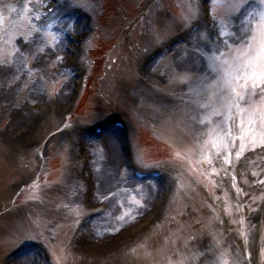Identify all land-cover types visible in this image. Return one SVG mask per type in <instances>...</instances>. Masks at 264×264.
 I'll return each instance as SVG.
<instances>
[{
    "label": "rangeland",
    "instance_id": "obj_1",
    "mask_svg": "<svg viewBox=\"0 0 264 264\" xmlns=\"http://www.w3.org/2000/svg\"><path fill=\"white\" fill-rule=\"evenodd\" d=\"M256 7L259 8V5L257 4ZM177 16H180L178 17L179 19ZM177 16L168 17L167 21H165V25L167 26L162 29L163 32L167 33V36H169L171 31L181 32L185 30L186 27L182 21L181 15L178 14ZM235 18V16L225 14V24L229 29L233 28V25H235ZM103 25L104 29H107L106 23ZM129 34L130 28L124 30L122 34V40L125 41L126 39L127 44L133 42L131 38L127 39ZM119 35L117 39H120L121 36ZM189 37L191 41L190 46L186 48L180 46L177 49L178 53L175 52V55L173 54L170 58L162 59L158 63H155L156 65L150 68L147 73L143 72L140 74L138 69H135L134 75L131 77L127 76L128 79L125 82L123 81L124 83H118L117 80L111 76L107 78L105 82L103 81L101 83V87L98 85V91L101 90L109 100L108 102L112 105L110 107L111 111H108V108L106 111L110 112L112 116H105L104 118L97 117L93 122L95 124H101L105 120L114 121L116 119L127 122L131 132V142H137V137L139 138L142 146L140 151L144 153L143 158H145L147 162L156 163L155 165L149 163L153 166L149 165V167L155 170L159 168H165L169 171L173 170L170 164L162 163L166 162L163 161L164 159L161 157L166 149L162 144L172 148L173 144H177L180 141L185 142V144L190 141L188 142L189 145L200 147L197 149V152L204 155L209 154L213 149L211 148L209 150L208 148L206 152L203 150V144L208 139L207 133L209 130L198 125L195 118L196 113L193 110L189 111L190 118H185L184 116L188 115L187 110L181 107V103L175 96L164 93L163 91H158L157 93H153L152 91L153 86H160L161 89L171 87L173 91H176L178 94L180 93L181 96L186 95L189 91L188 84L179 82V84L177 83L178 87H174L176 86L175 82H178L176 78L177 73H199L204 70L202 66L203 61H200L199 64L197 63L200 57L194 51V45H202V43H200L202 41L196 31L189 35ZM211 39L215 41V35H213ZM50 40H52L54 44L53 37L48 36L46 40L40 42V45L37 46L36 49L35 45L31 44L29 50L24 52L23 56H20L17 69L8 66V70L11 68L14 75H12L9 70V78L0 84V88H3L2 90L6 89L9 92H15L13 98L4 97L3 103L0 104V129L3 127L5 129L7 126L6 124L10 121L13 122L12 127L17 129L13 136L6 135V130L2 129L0 131V264H34L32 263V259L27 255V253L31 255L30 251L23 252L20 257L13 253V251L18 248L21 249L25 246H29L38 241L42 236L38 230L32 228L34 225H31L29 218L22 219L19 213L15 212L18 210L14 208L9 210V208H7L9 202L12 203L14 196H16L20 190V186L34 179L31 175V169L29 170L30 165L20 162V166H22L20 169L12 166L7 167L4 156H8L7 154H9L11 158L17 162L20 153L14 154L12 149L20 148L22 151H27L29 154L37 157V145L44 144V152L47 154V149L51 142L56 144V152H61L64 149L71 150L77 163L79 165H86L88 171L82 169L81 172L78 173L75 169V174L78 179L85 174L87 176L88 172L91 175H88L87 179L82 183L85 194H88L89 185L87 182H89L88 180L91 178L93 179L92 185H95L96 189V199L105 202L110 208L107 215H105L95 227L91 228V234L98 230L97 239H100V241H97V244L104 243L103 239L108 236H115L119 231H128L137 220H141L139 224L134 225L135 229L137 228L139 232L145 228L139 235L144 234L146 230L155 224L157 225V232L159 233L161 231L164 233L166 243L163 245L164 247L171 248L172 253L175 255L173 257L174 259H170L171 264H176L175 259L181 262L180 264H223L219 261H223L224 263L225 261H229L230 264H252L251 260L247 258L248 251L251 254L252 262L254 264H259L261 253H264L263 249L262 252L260 251L262 246H264V237L262 236L264 231L262 225V222L264 224V206L262 212L252 211L246 218L248 225V247H242L239 233L240 220L234 213V207L230 205L228 210H221L220 201L222 199H227L224 188L229 181L228 173H224L222 177L219 175V185L222 190L221 197H216L215 193L219 188L216 189L212 185V189H206L193 175L187 172V169L184 172V176L183 172L174 169L171 177L172 180L170 181L173 193L168 203L162 206L156 214L153 213L149 215V212H152L151 209V211L146 214V217H144L143 214L147 211L145 209L148 208L149 204H151L152 207L155 198L152 193L150 194L152 196L148 198L140 197L139 193L144 189L143 186L133 187V184L129 183L126 185L117 179V167L123 162V159L119 155L118 143L114 140H110L108 141L110 145L108 148L101 139L89 138L87 134L82 132V129H78L77 127L73 130L74 132L70 134L71 137L74 138L78 133L80 140H73L70 135L67 136V134H53L63 123L65 116H61L62 113L73 111L77 105V98L73 96L75 94H73V89L71 87L67 91L62 85H57L59 82L64 83L62 74L60 73L63 59L58 58L54 60L52 54L55 49L52 48L53 44H50ZM103 41L105 43V40ZM40 47L42 48L39 49ZM207 47L208 46L205 48ZM119 49L120 53L126 56L124 51L127 49ZM105 51L106 50H103L98 53L99 55H97V57L104 55ZM33 61H36V63L40 65L39 83L32 73L27 71V65ZM123 61L125 60L123 59ZM8 65H10V63ZM0 74H4V72ZM99 75H102L101 71ZM136 76L140 77L138 81L135 80ZM19 82L22 84V93L20 95L35 92L33 93V97L36 99L34 98L35 101L29 106L18 105L15 107V98L17 96H15V94L18 93V91H12L9 87L21 86ZM37 83L40 85L39 87ZM38 88H40V93L45 97L41 99L38 97ZM64 92L66 97H68L66 101L64 99ZM54 98H56V103L64 102V104L61 105L63 109L53 105L52 100H54ZM92 100L101 105L99 101L101 99L99 97H93ZM88 103L89 102H84L83 108ZM189 106H191V109L195 108L192 105ZM1 107H6V109H2ZM37 108L40 112L36 111ZM105 108L102 110H105ZM193 123L196 125L193 126ZM45 138L47 139L44 141ZM101 145L106 148V154L108 156L110 154L109 149H111L114 165L110 166L108 164L106 156L102 153L103 151L101 152ZM223 157L224 156L221 154L218 157L220 164L222 165L223 162L226 168L232 167V165L230 166V162H224ZM210 158L215 159L213 155H211ZM58 159L60 158H57L54 168L62 165L61 161ZM139 159L141 161L140 157ZM40 163L41 161H37V164ZM236 163L237 160L235 158L234 165H236ZM97 164L101 166V169H98ZM100 172L102 174L108 173L110 177L109 185L112 189V193L108 194L109 191L102 192V181L99 177ZM242 173L244 179L249 178L251 176V167L247 166L243 168ZM57 187L58 186L54 187V193L59 190ZM117 193L126 196L125 201L130 210L124 207V204L114 201ZM49 195L53 194H47L44 197ZM50 199L51 197H49V202L43 199L42 203L44 206H42V204L37 203V197L32 195L28 201H24V204L33 202L36 206H42L43 208L48 207L50 210V207L54 205V202ZM114 202L117 204L116 209L118 207L119 215L122 213V216L119 218L118 223H114L110 227H105L103 231L99 232L100 226L113 217L114 212L112 210L114 208ZM257 209H259V207H257ZM229 210H231L233 217L227 216ZM153 215H155V217ZM150 217L151 219H149ZM51 219L52 214H47V223L51 224ZM84 227L85 224L81 229ZM67 228L65 233L67 239H69L70 234L67 232ZM47 230L46 240L51 245L63 241L52 231V227L47 228ZM85 230L84 228L81 233H84ZM35 231L40 234V238H37L39 234L34 236ZM152 233L153 230L149 237L152 235L154 238L155 234ZM174 236L184 238L180 243L173 244ZM61 237H64V233H62ZM89 237L90 235L87 236V238ZM132 238H130L128 240L129 242L126 244H120L116 248L110 245L99 252H95L97 247L95 248L94 245L84 246L82 244L83 240L80 237L78 240L74 237L73 244L69 247H71L78 256L83 253L82 250H91V258L94 260L93 264H101L100 261L106 260V258L112 255L117 249L133 244L135 241H133ZM94 239L96 238H93V240ZM165 240L158 239L157 237V247L154 249H159L160 244ZM61 248L62 250L56 254H61V264H66V260L63 258V253L65 251L64 242L61 243ZM49 253L52 258V263L50 264H55L53 254H51V252ZM155 253L157 254V251H155ZM79 263L85 264L83 259L81 262L78 259L76 264ZM37 264H39V262H37ZM142 264H160V262L158 256L152 258L146 255L142 258Z\"/></svg>",
    "mask_w": 264,
    "mask_h": 264
},
{
    "label": "snow or ice",
    "instance_id": "obj_2",
    "mask_svg": "<svg viewBox=\"0 0 264 264\" xmlns=\"http://www.w3.org/2000/svg\"><path fill=\"white\" fill-rule=\"evenodd\" d=\"M201 2L209 5L217 35L213 41L206 29H194L202 45L208 46L194 45V51L200 57L197 63L203 61L204 70L199 73L178 72L176 78L180 83L189 85L186 95L190 99L187 103L208 109L210 116L226 119L223 128L219 125L210 128L203 150L206 152L209 146L216 148L219 157L221 141L227 137L228 143L223 144L227 150L223 160L227 163L233 156L231 149L236 147L235 140L240 141L239 151L235 153L237 159L246 148H264V0H255L259 8L253 5V0H184L186 11L182 21L185 27L193 28L194 21L201 18ZM28 10L25 5L24 13ZM225 14L238 17L239 26L233 25L229 29L225 24ZM40 18L39 14L32 17L36 21ZM19 24L17 20L5 24L4 18L0 17V40L6 35L10 36ZM54 26V21L46 24L47 29ZM31 27L32 31H41L35 25ZM164 34L160 31L157 38ZM53 40H56L55 36ZM4 42L11 43V39ZM17 52L19 47L15 48L13 55ZM20 55L23 56L22 53ZM198 122L201 125L206 123L204 119ZM204 158L209 164L212 163L207 154Z\"/></svg>",
    "mask_w": 264,
    "mask_h": 264
},
{
    "label": "bare ground",
    "instance_id": "obj_3",
    "mask_svg": "<svg viewBox=\"0 0 264 264\" xmlns=\"http://www.w3.org/2000/svg\"><path fill=\"white\" fill-rule=\"evenodd\" d=\"M66 98V97H65ZM98 165V164H97ZM96 165V166H97ZM110 165H114V160H111V162H110ZM98 169H101V166L100 165H98ZM100 171V170H99ZM99 177H100V180L102 181L101 182V185H102V192L104 193L105 191H109L108 192V194L109 193H112V189H111V187H110V185H109V181H110V177H109V175H108V173L106 172V174H102L101 172L99 173ZM144 185V184H143ZM148 186H151V185H146L145 187H148ZM149 189H151V188H146V189H144L143 191H142V194H143V196L144 197H149V196H152L153 195V197H155L156 196V194H157V189H154L153 190V192H150V190ZM152 193V195H150ZM125 196H122V195H118V193L115 195V198H114V201H118V200H121V199H123L124 200V202H125V198H124ZM116 202H115V204H113V212H114V215H113V217L112 218H110L108 221H105V223H103L102 225H101V227H103V228H105V227H110L112 224H114V223H116V218H115V216L117 215V209H116ZM124 207H127V204H126V202L124 203ZM92 240H93V234H91L90 235V237H89V239H88V243H90V244H92ZM34 263H37V259H35V262Z\"/></svg>",
    "mask_w": 264,
    "mask_h": 264
}]
</instances>
